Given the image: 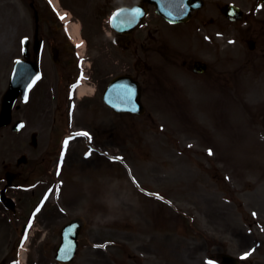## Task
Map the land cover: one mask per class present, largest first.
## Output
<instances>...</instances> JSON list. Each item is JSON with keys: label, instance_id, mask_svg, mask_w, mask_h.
I'll list each match as a JSON object with an SVG mask.
<instances>
[{"label": "rangeland", "instance_id": "rangeland-1", "mask_svg": "<svg viewBox=\"0 0 264 264\" xmlns=\"http://www.w3.org/2000/svg\"><path fill=\"white\" fill-rule=\"evenodd\" d=\"M0 8L4 10L0 12V41L6 51L4 39L15 6L8 3ZM228 65L221 70L231 73ZM158 85L145 86V117L122 119L131 140L139 144L136 150L128 143L124 151L112 147V156L124 152L120 158L125 167L112 162L111 174L96 172L100 184L92 181L91 189L79 188L75 197L66 198L65 221L78 215L90 221L75 264H218L216 255L221 252L238 255L245 261L242 264H264V143L252 135L248 121L249 133L242 125H232L237 118L232 88L222 86L224 94L211 97L208 84L182 86L179 92L168 84ZM158 89L173 95L162 102L156 99ZM260 98L248 94L246 100L256 106L263 103ZM190 104L197 121L191 131L186 109ZM197 110L211 119H204ZM118 123L119 119L112 118L113 130ZM79 126L88 127L82 122ZM216 126L221 129L214 140L219 144L210 145L206 139L218 134ZM136 131L139 138L134 137ZM24 148L19 146L16 152ZM3 156L0 152V158ZM139 185L161 193L167 202L141 193ZM103 242L110 244L104 250L94 249V244Z\"/></svg>", "mask_w": 264, "mask_h": 264}, {"label": "flooded vegetation", "instance_id": "flooded-vegetation-1", "mask_svg": "<svg viewBox=\"0 0 264 264\" xmlns=\"http://www.w3.org/2000/svg\"><path fill=\"white\" fill-rule=\"evenodd\" d=\"M63 4H66L65 0H60ZM73 3L79 5L81 2L80 0H70ZM100 1L96 3V9L93 13L94 19L101 25V21L104 19L103 17L105 16L107 9L114 4H127L128 0H97ZM102 1V2H101ZM71 2V3H72ZM234 3V4H233ZM238 5L242 7H246L248 14H247V24L244 29H239V28H234L233 30V37H234V53L232 57L233 63H238L240 61L241 56L240 50L244 47L247 46L248 49L249 47L252 50H249V64L253 69H258V70H264V8H259L257 6V0H221V2H218L214 5H211L207 10L206 14L208 15H213V17L218 18L217 14L219 11H223L224 7L226 8L229 5ZM24 5L27 6L26 11L27 12V17L30 19L31 17V7L35 6V10L38 13L39 16H44L45 14V7H46V1L45 0H24ZM84 5V4H83ZM90 16V21L89 23L92 24L93 20L91 15ZM86 25V23H85ZM31 24L29 22H24L22 23H17V21L12 18L11 23H10V50H9V70L13 64V62L21 56V46L19 45V36L20 34H23L24 37L28 36L29 39H32L31 36ZM38 29V34H39ZM43 35L46 37L45 42L50 43L49 39L47 37H50L51 39L54 36V32H56V29H54L52 26H48L47 24L43 25L42 29ZM42 35V36H43ZM148 39L147 45L143 41V35H139V62L141 63H147L149 60H153V52H156L155 45L153 41L154 36L147 34L146 35ZM149 44V45H148ZM70 63V62H69ZM47 65V64H46ZM45 65V66H46ZM183 65H187L183 64ZM190 64H188L189 66ZM193 65V62L191 64V67ZM258 65V66H257ZM190 67V68H191ZM103 78L102 76L95 72L91 79L89 80V83L94 85L95 89L97 92H101L102 86H103ZM74 83V80L69 81V84L71 85ZM70 100L68 91L67 94H63L62 91L59 90V93L56 97L55 100V108H59L64 105V103H68ZM31 103L32 101L30 100L29 103L26 106V109L31 108ZM49 145H52L51 142H48ZM41 165L42 170L45 169L46 167H49L50 165V160L46 161L45 158H41ZM49 174V173H48ZM51 174V177L53 178V174ZM47 179L49 178L48 175H45ZM39 181V180H37ZM42 185H37L36 189L42 186H45V184H49L47 180L41 182Z\"/></svg>", "mask_w": 264, "mask_h": 264}, {"label": "snow or ice", "instance_id": "snow-or-ice-1", "mask_svg": "<svg viewBox=\"0 0 264 264\" xmlns=\"http://www.w3.org/2000/svg\"><path fill=\"white\" fill-rule=\"evenodd\" d=\"M137 14H139V13H137ZM61 19H64V17L62 16L61 17ZM77 47H80V45H77ZM36 79H39V77H36ZM81 79H83V75L81 76ZM32 83L34 84L35 83V80H33L32 81ZM31 87V84L29 85V88ZM77 135H81V136H85V137H88L89 139H91L90 137H89V134L87 133V132H82V133H77ZM65 147H67V141L65 142ZM209 155H212V152L211 151H209V153H208ZM47 198V197H46ZM45 198V199H46ZM37 212H39V208L37 209ZM31 223L28 225V227L29 228H31ZM27 237H25V239H26ZM250 254V253H249Z\"/></svg>", "mask_w": 264, "mask_h": 264}, {"label": "bare ground", "instance_id": "bare-ground-1", "mask_svg": "<svg viewBox=\"0 0 264 264\" xmlns=\"http://www.w3.org/2000/svg\"><path fill=\"white\" fill-rule=\"evenodd\" d=\"M79 93L80 94H84L85 93V88H81Z\"/></svg>", "mask_w": 264, "mask_h": 264}]
</instances>
